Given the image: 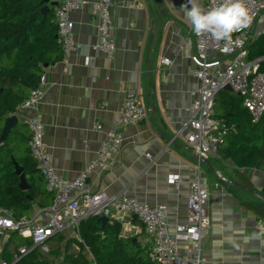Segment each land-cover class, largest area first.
I'll list each match as a JSON object with an SVG mask.
<instances>
[{"label":"crops","instance_id":"obj_1","mask_svg":"<svg viewBox=\"0 0 264 264\" xmlns=\"http://www.w3.org/2000/svg\"><path fill=\"white\" fill-rule=\"evenodd\" d=\"M50 1L60 5L63 0ZM86 1L92 4L96 0ZM113 2L115 60L110 62L94 49L98 35L91 4L74 13V35L83 49L68 63L62 58L45 68L43 100L27 113L45 125V143L57 174L73 180L83 171L104 139L95 125L112 126L122 111L126 92L137 90L150 117L124 129L120 153L105 171L90 175L88 191L132 197L149 206L166 205L169 225L175 227L187 220L190 185L199 169L202 185L210 192L211 228L203 240L207 264H264V221L242 205V201H261L227 174L226 168H235L232 162L219 154L197 157L185 135L178 134L189 119L191 93L198 87L191 60L194 33L183 7L187 0ZM207 2L200 0L203 7ZM86 57L93 58L90 66H85ZM163 58L172 65L162 66ZM17 116L15 128L31 135L25 116ZM240 171L252 185L246 187L264 197V172ZM171 175L181 176L179 189L169 183ZM38 208L36 205L32 214ZM134 222L141 232L136 241L149 250L151 237Z\"/></svg>","mask_w":264,"mask_h":264},{"label":"built area","instance_id":"obj_2","mask_svg":"<svg viewBox=\"0 0 264 264\" xmlns=\"http://www.w3.org/2000/svg\"><path fill=\"white\" fill-rule=\"evenodd\" d=\"M221 2L208 0L204 8L211 9ZM90 4L86 0H63L54 10L52 23L58 27L57 43L62 49L65 63L83 49L82 43L74 35L72 15ZM245 4L253 15V22L249 28L233 33L230 41H217L208 34H194L191 60L198 87L191 93L192 101L187 109L189 119L178 134L185 135L189 148L202 159L217 154L229 131L224 119L217 116L215 107L217 96L226 91L227 86L241 98L242 106L254 124L264 116V56L257 59L250 57L253 42L264 37V0H245ZM90 6L92 23L98 35L94 49L113 62L117 50L113 36L114 2L96 0ZM92 62V57L85 58V66H90ZM161 65L169 67L172 62L163 58ZM46 85L47 78L43 74L39 86L31 91L15 115L25 116L24 123L31 132L30 155L48 191L53 194V202L51 206L38 208L31 216L21 220H17L10 210L0 208V264H17L37 249L48 255L59 235L73 233L79 240L80 225L89 218L101 217L108 218L109 223H120L123 238L137 239L141 232L134 221L139 222L152 240L148 251L151 264H207L203 256V240L211 228L208 212L210 192L203 187L198 168L190 185L187 220L175 227L169 225L166 205L149 206L136 198L110 197L104 193H91L87 189L90 175L105 171L120 153L124 129L149 119L150 111L142 105L139 92H126L122 111L112 126L95 125V130L104 134L96 157L85 165L75 179L65 180L59 177L53 165L45 143V125L37 116L27 114L37 109L43 100ZM106 106L107 103L103 105ZM146 157L152 160L150 154H146ZM169 183L179 189L182 178L171 175ZM14 237L29 244L22 246ZM84 253L94 260L86 246Z\"/></svg>","mask_w":264,"mask_h":264},{"label":"trees","instance_id":"obj_3","mask_svg":"<svg viewBox=\"0 0 264 264\" xmlns=\"http://www.w3.org/2000/svg\"><path fill=\"white\" fill-rule=\"evenodd\" d=\"M44 1L0 0V136L6 119L15 115L31 91L39 86L44 66L63 58L62 49L57 43L58 27L52 23L54 11L43 15L42 9L46 6ZM250 50L251 59L264 56V37L256 39ZM235 96L228 95L222 103L216 98V110L222 111L217 116L224 119L229 128L217 154L234 165L235 168L225 170L235 182L252 187L240 170L256 169L264 172V116L259 123L254 124L248 111ZM30 139L31 135L26 131L14 128L8 139L0 145V208L10 210L17 220L30 216L36 205L45 208L53 202V194L48 191L30 155ZM13 160L24 168L31 186L27 192L19 188L20 178L15 175ZM28 197H32L33 201ZM242 205L264 221L263 203L242 201ZM121 230L122 226L118 222H110L102 229L96 218L87 219L79 227L80 239L75 238L82 252L67 255L59 263L151 264L149 250L141 247L134 238H123ZM13 239L22 246L27 245L22 244L21 241H25L23 239ZM64 241H68L67 238L59 235L56 239L59 247L46 255L53 257L52 262L41 257L43 255L37 249L17 264H55L60 260ZM85 246L90 249L94 260L84 253Z\"/></svg>","mask_w":264,"mask_h":264},{"label":"clouds","instance_id":"obj_4","mask_svg":"<svg viewBox=\"0 0 264 264\" xmlns=\"http://www.w3.org/2000/svg\"><path fill=\"white\" fill-rule=\"evenodd\" d=\"M183 7L193 33L196 36L208 34L217 41H230L233 33L249 28L253 22L245 0H222L208 10L200 0H187Z\"/></svg>","mask_w":264,"mask_h":264},{"label":"water","instance_id":"obj_5","mask_svg":"<svg viewBox=\"0 0 264 264\" xmlns=\"http://www.w3.org/2000/svg\"><path fill=\"white\" fill-rule=\"evenodd\" d=\"M44 3L46 6L42 9V14L46 15L51 11V7H58L59 3H52L50 0H45ZM49 64H46L44 68H48ZM227 92L232 93L231 87L227 86L225 88ZM19 124V119L17 115H12L6 119L4 129L2 131V134L0 136V145H2L10 136L13 129ZM13 166L15 168V175H17L20 178L19 188L25 192L29 191L31 189V186L27 180V176L24 173V168L21 167L15 160H13ZM246 189H248L257 199H259L264 204V197L258 193H256L254 190L247 188L246 186H242ZM30 201H33L32 197H28ZM97 222L99 225H101L102 229H105L106 226L109 223L108 218L101 217L97 219Z\"/></svg>","mask_w":264,"mask_h":264},{"label":"rangeland","instance_id":"obj_6","mask_svg":"<svg viewBox=\"0 0 264 264\" xmlns=\"http://www.w3.org/2000/svg\"><path fill=\"white\" fill-rule=\"evenodd\" d=\"M234 93H230V92H227V91H223V93H221L218 98H217V101L219 103H222L224 102V99L227 98L228 95H231V96H235L233 95ZM237 101H239V103L241 104V98L239 96H235ZM216 114H222V111H217L216 110ZM66 238H68V241H64L61 245L62 248V253L60 254V260H57L55 264H60L59 262L62 260V259H65L67 255H78L79 253L82 252L81 248H79V246L76 244V240H75V236L73 235V233H67L66 235H64ZM22 244H29L28 241H21ZM59 247V244L57 242H55L54 244L51 245V248L53 250H56L57 248ZM141 247H143L141 245ZM144 248V247H143ZM146 248V247H145ZM147 249V248H146ZM64 251V252H63ZM43 258L45 259H48L50 262L53 261V257H47L46 255L42 254ZM87 255V254H86ZM91 259V258H89ZM91 264H94L93 262Z\"/></svg>","mask_w":264,"mask_h":264}]
</instances>
